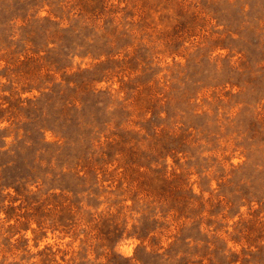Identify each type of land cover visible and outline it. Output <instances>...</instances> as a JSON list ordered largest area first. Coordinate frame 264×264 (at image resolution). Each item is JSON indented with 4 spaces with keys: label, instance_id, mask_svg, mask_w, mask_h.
Wrapping results in <instances>:
<instances>
[{
    "label": "rangeland",
    "instance_id": "obj_1",
    "mask_svg": "<svg viewBox=\"0 0 264 264\" xmlns=\"http://www.w3.org/2000/svg\"><path fill=\"white\" fill-rule=\"evenodd\" d=\"M0 264H264V0H0Z\"/></svg>",
    "mask_w": 264,
    "mask_h": 264
}]
</instances>
